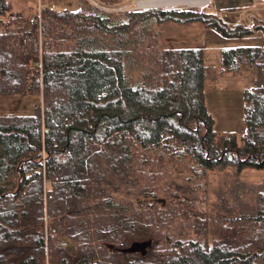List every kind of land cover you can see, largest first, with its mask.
<instances>
[{
	"label": "trees",
	"instance_id": "16d2710c",
	"mask_svg": "<svg viewBox=\"0 0 264 264\" xmlns=\"http://www.w3.org/2000/svg\"><path fill=\"white\" fill-rule=\"evenodd\" d=\"M101 1L127 6L29 20L0 0V95L37 100L0 114V264H264V181L241 180L264 170V45L225 48L210 68L204 48L161 40L198 23L264 36V21ZM245 68L238 137L215 128L206 81ZM227 168L242 194L214 199L209 175Z\"/></svg>",
	"mask_w": 264,
	"mask_h": 264
},
{
	"label": "rangeland",
	"instance_id": "374dc122",
	"mask_svg": "<svg viewBox=\"0 0 264 264\" xmlns=\"http://www.w3.org/2000/svg\"><path fill=\"white\" fill-rule=\"evenodd\" d=\"M15 11L23 13L28 19H33L40 14L43 6H50L57 10H78L81 0H12ZM92 5L99 8L111 10L113 7L125 8L127 5L111 6L102 3L101 0H88ZM136 1L132 3L135 8ZM128 4V3H127ZM158 4V3H157ZM161 3L158 5H164ZM131 5V4H129ZM254 5V0H212L208 9L218 11L220 8L229 10H239V8H249ZM264 3H260L262 8ZM159 7V6H154ZM177 6H164L163 8H172ZM180 7V6H179ZM230 7V8H229ZM259 16L264 17V8L258 9ZM221 18V17H220ZM231 19V17H226ZM232 20V19H231ZM231 25H234L230 23ZM161 40L165 47H202L205 50L207 65L219 67L221 64V52L225 48L235 46H263L264 36L262 32L257 31L251 34H245L241 37L225 36L213 28L206 27L200 23L195 24L193 28H181L173 25L168 31L162 34ZM206 81L207 102L210 111L215 118V128L221 132H233L242 137L245 131L244 123V91L253 85V71L251 68L244 69V75L235 76L231 74H222L213 77L214 72ZM37 100L33 96H2L0 95V114L18 113L28 114L34 109ZM241 180L245 182L264 181V170L245 169L241 175ZM240 175L233 168L221 169L211 172L209 175V187L212 198H235L242 194L244 187L239 188ZM247 186V185H246ZM247 189V188H246ZM253 190V189H252ZM71 253H75V246L69 245Z\"/></svg>",
	"mask_w": 264,
	"mask_h": 264
},
{
	"label": "built area",
	"instance_id": "2783aa9c",
	"mask_svg": "<svg viewBox=\"0 0 264 264\" xmlns=\"http://www.w3.org/2000/svg\"><path fill=\"white\" fill-rule=\"evenodd\" d=\"M142 1H147V0H136L135 4H137L135 6V8H151V7H154V6H148V5H145V4H141L140 2ZM264 1V0H262ZM211 4V0H209L208 2H206L205 4H200V5H193V4H189V3H186V4H180V5H175L177 7H202V6H207ZM134 8V7H133ZM218 13L220 14V17L221 19L230 24H244V25H247V26H252L253 24V21L255 19V15L253 13V10L252 9H239V10H229V9H220L218 11ZM226 17H231V19L229 18H226Z\"/></svg>",
	"mask_w": 264,
	"mask_h": 264
},
{
	"label": "bare ground",
	"instance_id": "6f19581e",
	"mask_svg": "<svg viewBox=\"0 0 264 264\" xmlns=\"http://www.w3.org/2000/svg\"><path fill=\"white\" fill-rule=\"evenodd\" d=\"M209 0H147V1H142L140 2L141 4H145L148 6H159V7H164V6H175V5H180V4H193V5H200V4H205ZM161 3H166L164 5H158Z\"/></svg>",
	"mask_w": 264,
	"mask_h": 264
},
{
	"label": "crops",
	"instance_id": "0c3cea01",
	"mask_svg": "<svg viewBox=\"0 0 264 264\" xmlns=\"http://www.w3.org/2000/svg\"><path fill=\"white\" fill-rule=\"evenodd\" d=\"M134 1H136V0H130L129 2H128V5L129 4H132ZM13 2V1H12ZM211 2H212V0H211ZM260 3H264V1H262V0H254V5H252L251 7H249V8H244V7H241V8H239L238 7V9H252L253 10V13H254V15H255V18L258 20H263L264 21V17H261V16H259L258 15V13H257V10L258 9H263L264 8V6L262 7V8H260L259 7V4ZM224 8V7H223ZM223 8H220V9H223ZM230 8V7H229ZM30 20V19H29ZM223 73H214L213 74V77H216V76H220V75H222ZM212 75V74H211ZM240 76H242V75H240ZM210 77V76H209Z\"/></svg>",
	"mask_w": 264,
	"mask_h": 264
},
{
	"label": "water",
	"instance_id": "95a60500",
	"mask_svg": "<svg viewBox=\"0 0 264 264\" xmlns=\"http://www.w3.org/2000/svg\"><path fill=\"white\" fill-rule=\"evenodd\" d=\"M151 240H149V241H145V242H142V243H140L139 245H140V247H142V246H144V247H146V246H148L149 244H151Z\"/></svg>",
	"mask_w": 264,
	"mask_h": 264
}]
</instances>
